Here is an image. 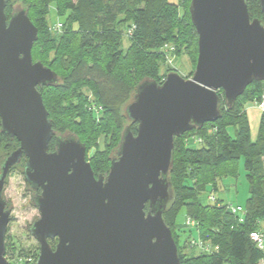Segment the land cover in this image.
Segmentation results:
<instances>
[{
  "label": "water",
  "instance_id": "water-1",
  "mask_svg": "<svg viewBox=\"0 0 264 264\" xmlns=\"http://www.w3.org/2000/svg\"><path fill=\"white\" fill-rule=\"evenodd\" d=\"M246 2L190 1L197 34L192 75L170 71L161 83L137 84L123 108L129 124L109 170L96 176L85 145L52 129L37 88L54 86L58 78L32 59L37 28L25 8L7 19V0H0V131L19 143L0 165V264H8L11 215L3 187L23 158L20 173L39 213L27 228L38 243L35 264H180L164 220L173 199L174 139L221 117L218 91L229 108L251 83L264 82V21L249 16ZM259 6L264 12V0Z\"/></svg>",
  "mask_w": 264,
  "mask_h": 264
},
{
  "label": "trees",
  "instance_id": "trees-1",
  "mask_svg": "<svg viewBox=\"0 0 264 264\" xmlns=\"http://www.w3.org/2000/svg\"><path fill=\"white\" fill-rule=\"evenodd\" d=\"M11 1L7 0L5 8L7 19L14 10ZM190 1L14 0L26 9L37 28L38 37L31 50L33 61H40L58 78L54 86L37 88L52 129L55 135L73 134L85 145L87 153L94 150L89 163L96 176L109 170L121 132L129 124L123 108L137 84L144 79L163 81L159 74L162 46L169 42L179 49L195 46L197 54V34L188 10ZM246 4L251 18L264 21L259 0H247ZM52 5L63 25L62 34L53 39L46 25ZM66 21L69 22L64 31ZM128 30V46L123 48L124 32ZM263 85L260 81L251 83L229 108L223 91H218L221 117L174 139L169 174L173 199L164 220L171 229L180 264H264V252L250 239L251 232L263 234L264 109L260 110L255 141L250 137L247 116L249 105L264 101ZM98 107L102 109L99 118ZM123 122L126 124L122 127ZM130 128L136 132V124H130ZM229 128L233 129V136L229 135ZM100 138L106 142L104 150L98 148ZM2 143H14L16 148L19 145L0 131ZM53 147L54 139L49 150L53 151ZM241 158L249 188L240 216L232 213L229 205L216 200L207 203L209 198L205 201L202 194L209 188L215 190L220 178L234 177ZM20 163L24 165L25 159ZM19 166L10 173L13 169L20 172ZM182 210L185 218L180 222L178 215ZM187 219L193 222L192 226ZM196 241L208 249L192 243Z\"/></svg>",
  "mask_w": 264,
  "mask_h": 264
},
{
  "label": "rangeland",
  "instance_id": "rangeland-1",
  "mask_svg": "<svg viewBox=\"0 0 264 264\" xmlns=\"http://www.w3.org/2000/svg\"><path fill=\"white\" fill-rule=\"evenodd\" d=\"M170 3L175 2V0H168ZM11 7L16 10L20 8L18 2L11 1ZM53 7V8H52ZM53 10L50 15V20L47 21V29L50 34V38L53 39L56 36H59L60 33L54 32L51 27L52 24L56 22H62L58 20L57 15H54V5L51 6ZM69 21H66L65 29H67V24ZM125 26L122 27L123 30H126ZM63 29V27H62ZM63 30H61L62 34ZM131 34V30L124 32L122 46L126 48L128 46L127 35ZM166 46V47H165ZM159 52L163 53L162 63L159 69V74L165 78L168 71H176L184 78H189L194 70L195 61L197 54L195 52V46L191 47H181L180 49L176 47L173 43H166L162 46ZM196 54V55H195ZM264 92V85L261 89ZM97 113L99 114L97 118L100 117L102 109L101 107L96 108ZM249 110V109H248ZM247 114L250 126V137L252 141H255L257 137L258 122L260 116L259 113L255 114L250 111ZM126 122L122 123V127ZM228 133L230 136H233V129L229 128ZM106 141H109L106 138ZM186 142V140H185ZM11 143V142H10ZM106 142L104 138H100L99 147L101 150H104L106 147ZM110 148V146H109ZM9 149V150H8ZM16 149V145L2 143L0 144V165L3 163L4 159L8 154ZM94 150L90 151L86 155V159L89 162L93 160ZM110 152L107 153V157L110 159ZM244 160L241 158L237 161L235 175L234 177H222L216 181L215 190L208 189V192L202 194L204 200H208V196H213L216 202L221 203L222 205H229L232 207L240 206L245 207L246 199L248 198V183L246 180V174L244 170ZM23 163H20V168H22ZM110 165V162H109ZM32 192L27 189V185L24 181L23 175L19 170L13 169L12 172L8 175L6 182L3 187V197L6 200L7 204L11 206V215L10 222L7 227V232L5 235V258L8 264H35L39 250L38 243L36 240L28 233L27 228L31 225L33 220L39 216L37 209L33 206L31 202ZM207 203L212 204L213 201H206ZM185 215L182 210L178 219L180 222L184 221ZM264 224V223H263ZM184 236V235H183ZM183 238V237H182ZM56 241L51 243V246H54ZM194 243V242H193ZM195 244V243H194Z\"/></svg>",
  "mask_w": 264,
  "mask_h": 264
},
{
  "label": "built area",
  "instance_id": "built-area-1",
  "mask_svg": "<svg viewBox=\"0 0 264 264\" xmlns=\"http://www.w3.org/2000/svg\"><path fill=\"white\" fill-rule=\"evenodd\" d=\"M62 26H63L62 23L56 22V23L52 24L51 29L54 32H56V33L57 32L61 33ZM255 105H256V107L259 108V110H263L264 109V101H261L259 104H255ZM208 198H209L210 201H214L215 200V198L213 196H209ZM229 209H230V211L232 213H237L240 216L244 213V209L242 207H240V206H235V207L229 206ZM240 221H242L241 218H240ZM187 224L192 226L193 222L190 219H187ZM250 239L255 243L257 248H259L261 251L264 252V234H261L260 232H251L250 233ZM194 243L197 244L200 248H204L206 250L208 249V247L206 245H204L203 243H201L199 241H196Z\"/></svg>",
  "mask_w": 264,
  "mask_h": 264
},
{
  "label": "crops",
  "instance_id": "crops-1",
  "mask_svg": "<svg viewBox=\"0 0 264 264\" xmlns=\"http://www.w3.org/2000/svg\"><path fill=\"white\" fill-rule=\"evenodd\" d=\"M248 109H247V114L249 113L248 111H250V112H252V113H259V108L258 107H256L255 105H249V107H247ZM261 232H263V234H264V224H261Z\"/></svg>",
  "mask_w": 264,
  "mask_h": 264
},
{
  "label": "flooded vegetation",
  "instance_id": "flooded-vegetation-1",
  "mask_svg": "<svg viewBox=\"0 0 264 264\" xmlns=\"http://www.w3.org/2000/svg\"><path fill=\"white\" fill-rule=\"evenodd\" d=\"M27 189H28L29 191H31V189H30V188H28V187H27ZM31 192H32V191H31Z\"/></svg>",
  "mask_w": 264,
  "mask_h": 264
}]
</instances>
